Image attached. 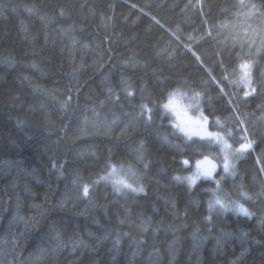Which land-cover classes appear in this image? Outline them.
<instances>
[{"label": "trees", "instance_id": "obj_1", "mask_svg": "<svg viewBox=\"0 0 264 264\" xmlns=\"http://www.w3.org/2000/svg\"><path fill=\"white\" fill-rule=\"evenodd\" d=\"M239 3L0 0V264H234L238 257L237 264H264V51L257 52L260 36L251 43L264 18L243 22L249 37L241 32L233 44ZM224 22L229 27L214 31L215 39L203 35ZM237 53L254 61L257 90L248 97L227 81L228 95L220 94L209 76L220 80L237 68ZM202 81L210 129L226 131L215 121L227 122L235 137L228 142L238 148V112L253 141L234 160V177L224 173L219 145L186 142L159 109L151 124L137 119L142 102L152 106L149 97L184 82L202 90ZM141 140L143 161L134 150ZM201 153L217 161L227 198L252 216L209 212L212 180L189 187L173 179L189 176ZM109 160L131 165L144 191L93 184ZM83 183L92 185L87 198Z\"/></svg>", "mask_w": 264, "mask_h": 264}, {"label": "snow or ice", "instance_id": "obj_2", "mask_svg": "<svg viewBox=\"0 0 264 264\" xmlns=\"http://www.w3.org/2000/svg\"><path fill=\"white\" fill-rule=\"evenodd\" d=\"M239 7L244 10L243 12L236 13L238 20L241 21V31L234 32L232 35L231 39L233 44H235L240 39L241 32L244 37H249V29H251V25L249 24L244 26L243 22H246L253 17L264 18V0H262L260 5L255 3H246L245 0H240ZM228 27L229 24L227 22L208 25L207 31L203 35L206 37H213L214 31H222ZM251 31V43L255 42L254 38L256 36H260L261 44L260 47L257 48V52L259 53L264 51V26H262L260 30L251 29ZM217 34H219V31ZM213 38L215 39V37ZM189 39H192V37H189ZM226 42L227 40L218 41L222 47L226 44ZM193 54L195 55V53ZM217 55H222V52L218 51ZM196 58L197 60H200L199 56ZM236 58L238 60V65L237 68L232 70V72H229L227 69H225L222 78L217 80L215 76H212L211 71L208 70L209 76L211 82L215 83L219 88L220 94L225 96L228 95L223 86V81H227L229 85H236L238 88L242 85L244 88L243 95L244 97H248L257 90L256 87H253L255 84L252 75L254 61L245 59L241 53H237ZM221 67L224 68L223 60H221ZM121 82L124 85V91L129 97H131L133 95V92L131 91V85L123 77L121 78ZM206 83L207 82L202 81L200 85L202 90H197V87L184 82L183 84H177L175 88L163 92L159 99L152 100L151 97H149L148 99L151 101L152 106L150 107L149 103L142 102L139 105L140 111L136 114V116L137 119H143L146 124H151L154 121L156 109H159L161 119L167 115L172 128L176 130V132L182 133L186 142H192L194 137H199L201 141H207L209 144L219 145L220 152L223 153L224 173L234 177L236 175L234 160L238 159L241 155L251 149L253 141L249 139L247 127L244 126L245 120L241 118L238 112H236L235 106L233 107V112H236L235 121L238 122L237 128L241 129L243 132V135H241L239 138L243 142L239 144L238 148H233V145L228 142L229 139H234L235 137L234 130L231 127H228L227 122L222 123L221 120L217 118L215 124L222 129H226V131H208L209 117L204 114V110L201 108V103L205 99L206 95V92L203 90ZM107 91L109 94L113 93V89L111 87H109ZM116 98L118 99V96ZM185 101H187V103H185ZM228 102L231 104V99H229ZM101 103H103V101ZM190 109L197 110L198 114L196 116L190 115ZM93 111H95V109H93ZM112 123H116V120H113ZM125 127H127V125ZM162 139L166 143L169 142L167 136L162 137ZM134 150L137 153V159L139 161H143L145 153L144 141L141 140L139 145ZM201 155L203 154L201 153ZM182 163L185 166H189L190 160L184 159ZM105 167L107 171L104 174L98 176V178L93 181V184H98L101 181L111 183L113 190L120 194H123L127 191H131L133 193H140L144 191V186L140 183V178L131 165L125 167V165L121 163L118 166L111 163L109 160ZM144 167L147 168L148 165L145 164ZM217 167L218 164L215 160L210 159L208 155H203V159L195 160V169L192 174L187 177L175 176L173 179L177 181L182 179L186 180L189 187L195 185L197 180L201 177L212 180L215 182L216 187L209 190L212 194L208 203L209 212L218 209L223 212L235 211L238 214H243L249 217L252 216L253 213H251L238 200H230L227 198V195L223 192L221 186V180L223 177H221L220 180H217L213 175L216 172ZM73 183L77 184L79 181L74 179ZM81 187L82 196L87 198L90 195L92 185L83 183ZM261 195H264V193H261ZM241 196L245 199H251V197L243 191L241 192ZM241 255H243V252ZM238 261L239 257L237 258V262ZM237 262H234V264H237Z\"/></svg>", "mask_w": 264, "mask_h": 264}, {"label": "rangeland", "instance_id": "obj_3", "mask_svg": "<svg viewBox=\"0 0 264 264\" xmlns=\"http://www.w3.org/2000/svg\"><path fill=\"white\" fill-rule=\"evenodd\" d=\"M190 114V113H189ZM190 115H192V116H196V115H193V114H190ZM208 131H210V132H216V131H212L211 129H210V127L208 126ZM182 136H183V134L182 133H180ZM194 138H199V137H194ZM221 154H222V157H223V153L221 152ZM210 159H213V158H211V157H209ZM199 159H203V157L202 158H199ZM214 160V159H213ZM217 162V161H216ZM222 166H223V160H222ZM193 168L195 169V161L193 162ZM194 171V170H193ZM193 173V172H192ZM191 173V174H192ZM214 176H215V173L213 174ZM200 179H206V178H204V177H201ZM200 179H198L197 181H199ZM246 207V206H245Z\"/></svg>", "mask_w": 264, "mask_h": 264}]
</instances>
